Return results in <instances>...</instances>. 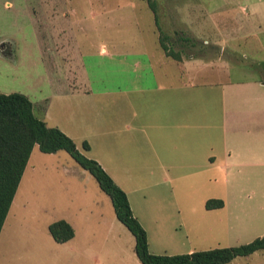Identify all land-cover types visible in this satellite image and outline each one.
<instances>
[{
  "label": "rangeland",
  "instance_id": "374dc122",
  "mask_svg": "<svg viewBox=\"0 0 264 264\" xmlns=\"http://www.w3.org/2000/svg\"><path fill=\"white\" fill-rule=\"evenodd\" d=\"M155 1L158 27L183 57L212 54L202 49L207 40L233 53L235 63L225 55L218 64L230 72L235 68L234 79L257 77L249 71L248 61L264 60V49H252L256 41L264 40V34L244 36L250 26L259 31L264 24L238 9L246 7L245 0ZM158 27L145 0H0V92L25 95L39 119L44 117L50 127L67 133L82 155L106 167L126 193L152 254L173 256L250 243L256 239L251 238L253 233L229 239L215 211L204 209L201 200L215 190L213 185L185 178L172 181L173 189L158 173L154 178L147 176L148 163L132 162L139 158L134 156L129 130L103 136L104 127L112 130L118 124H130L128 114L123 116L118 108L121 104L130 108L133 78L137 87L147 86L162 72L173 76L177 71L159 47ZM174 33L192 38L197 46L183 48ZM262 196L246 191L231 202L249 203ZM26 201L20 218H32L39 228L66 218L74 228V239L57 245L58 252L46 251L44 246V254L40 250L29 258L16 249L5 254L4 236L17 242L18 226L12 214ZM190 203L195 211L177 213V206L190 208ZM244 225L249 227L247 221ZM18 231L24 239L26 229ZM3 232L0 264H83L81 252L84 264H140L133 251L134 238L116 219L109 197L64 151L44 154L34 147ZM230 264H264V251Z\"/></svg>",
  "mask_w": 264,
  "mask_h": 264
},
{
  "label": "crops",
  "instance_id": "0c3cea01",
  "mask_svg": "<svg viewBox=\"0 0 264 264\" xmlns=\"http://www.w3.org/2000/svg\"><path fill=\"white\" fill-rule=\"evenodd\" d=\"M244 2L246 7L241 6L238 9L247 12L246 16L259 17L264 24L262 4L264 0H245ZM6 6H9V3ZM262 26L258 27L259 31L250 26L247 32L245 31L244 37L264 34V25ZM192 32L191 34H194ZM230 38L232 37H227V39ZM204 45L206 47L202 49L211 51L212 54H187L177 61L163 53L176 67L177 71L173 76L169 72H162L161 75H157L158 78L152 84L138 87L136 86L138 82L133 78L130 108H125L121 106L122 104L119 105L121 102H117L120 106L118 111L123 116L128 114L130 124L125 126L118 124L112 130L104 127L102 128L103 136L121 135L129 130L130 144L134 149L136 148L134 156L139 158L132 162L148 163L147 176L150 178L160 176L167 184L170 183L171 187L174 186L172 181L185 178L199 179L202 182L206 180L203 184L213 185L215 190L201 202L204 209L208 200H219L223 203L221 208L211 211H215L214 216L218 218L219 226L225 228L228 238L248 233L254 234L252 239L259 238L264 235V60L248 61L249 67H252L249 71L256 72L257 77L248 75L234 79L235 68L230 72L228 68L218 64L225 55L231 56V62L235 63L233 53L207 40L204 41ZM221 45H223L222 42ZM253 45L252 49L257 47L262 50L264 40L256 41ZM227 51L230 53L226 54ZM198 58L203 61V65L197 63L201 62ZM153 77L156 78L155 74ZM76 95L79 96V94ZM122 99L126 101L125 98ZM42 120L50 126L46 118L43 117ZM98 136L101 137L100 129ZM31 156L32 152L1 228L0 239ZM143 156H147L148 159L144 160ZM91 159H94L107 173L106 167L99 160ZM155 173L159 175L156 176ZM212 183H216V186ZM246 191L263 196L254 198L255 202H231ZM194 205L190 203V208H183L181 205L177 206V209L173 208L180 214L182 209L195 211ZM27 206V201L18 205L17 213L12 214L18 226L14 234L17 236V242L13 241V237L4 236V253L13 254V249H16L19 254L22 252L29 258L34 252L40 250L44 254V246L46 251L55 248L58 252L60 248L57 245L60 243H56L46 232L51 223L47 227L39 228L32 218H20L24 215ZM43 212H48V209H44ZM132 213L134 215L133 211ZM134 217L141 225L138 217L135 215ZM59 220L69 223L66 218L54 219L52 223ZM244 221H247L249 227L242 226ZM23 227L26 229L23 234L24 239L18 231ZM27 231H31V236L37 237L36 239L31 237L30 244L28 242L30 235ZM37 244L41 248L37 247ZM78 255L84 264L85 260L81 257V255L84 256L83 252Z\"/></svg>",
  "mask_w": 264,
  "mask_h": 264
},
{
  "label": "trees",
  "instance_id": "16d2710c",
  "mask_svg": "<svg viewBox=\"0 0 264 264\" xmlns=\"http://www.w3.org/2000/svg\"><path fill=\"white\" fill-rule=\"evenodd\" d=\"M157 24V3L145 0ZM159 46L165 56L179 61L181 52L172 47V38L166 36L158 27ZM175 41L183 48L196 47L192 38L181 37L176 33ZM169 42V43H167ZM201 49V48H200ZM183 53V52H182ZM37 146L44 154L66 152L74 161L88 172L101 192L111 201L116 219L134 238L133 251L140 264H230L236 258H247L264 251V235L250 243L226 248H216L181 255H155L149 251L145 230L133 216L126 194L113 182L103 168L94 160L82 155L75 143L56 127L48 126L33 112V104L21 93H0V231L22 178L24 169L32 152ZM83 148H89L86 142ZM219 200H208L207 210L221 208ZM48 233L56 243H66L74 237L73 227L64 220L51 223Z\"/></svg>",
  "mask_w": 264,
  "mask_h": 264
}]
</instances>
